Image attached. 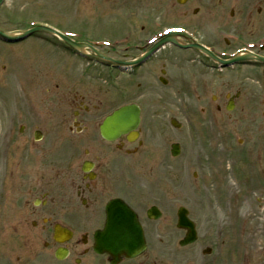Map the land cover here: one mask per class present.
Masks as SVG:
<instances>
[{
  "label": "flooded vegetation",
  "instance_id": "flooded-vegetation-1",
  "mask_svg": "<svg viewBox=\"0 0 264 264\" xmlns=\"http://www.w3.org/2000/svg\"><path fill=\"white\" fill-rule=\"evenodd\" d=\"M69 1L71 8L77 10L92 9L96 5H102L104 11L129 9L134 18L123 36L131 38L132 43L142 42L136 39L139 33H154V22L181 26L193 36L174 38L188 49L175 47L177 52H160L139 66L122 68L123 96H127L132 85L137 88L136 101L123 104L133 103L139 108V141L135 144L127 142V135H121L115 142L100 137L99 109L103 106L95 105L89 91L76 90L74 99L64 100L63 67L57 68L56 82L46 89L45 116L41 119L32 121L27 115L32 109L31 99L25 95L23 99H12L21 104L22 110L18 109L17 115L10 118V131L0 132V136L8 139L5 177L12 194L13 212L10 220L0 221V233L11 235L16 243L0 244V264H113L108 255L95 253L92 243L94 233L103 228L106 205L118 199L138 214V211L143 213V199L158 201L161 192L168 194L172 204L175 201L172 182L167 188L153 179L128 178L141 177L128 159L136 161L143 150H147V157H141L139 171L151 176V171L143 167L155 163L154 154L141 137L163 138L165 145L170 141L166 131V121L171 117L170 99L165 104L163 98L161 105L155 90L161 87L168 92L177 89L195 92L204 102L207 93L213 91L210 101L216 105L215 111L222 112L221 106L227 97L232 99L235 108V92L231 93L232 86L223 85V69L207 53L192 46L211 48L213 56L215 51L233 54L240 50V43L256 42L264 36V0ZM225 35L235 39L227 40ZM103 52L124 64L132 63L143 53ZM252 53L261 56L259 52ZM236 68L252 70L259 66L250 63ZM3 119L0 117V124ZM36 134L39 140H35ZM83 166L89 170L83 172ZM56 226L71 234L66 242L54 241ZM174 233L168 229L165 240H173L169 236ZM149 241L147 238L142 255L121 258L116 264H159L157 254L153 250L148 253L152 245Z\"/></svg>",
  "mask_w": 264,
  "mask_h": 264
},
{
  "label": "rangeland",
  "instance_id": "rangeland-1",
  "mask_svg": "<svg viewBox=\"0 0 264 264\" xmlns=\"http://www.w3.org/2000/svg\"><path fill=\"white\" fill-rule=\"evenodd\" d=\"M22 1V0H7L6 5L0 9V24L5 21H17L18 24L24 18L33 19L31 21V27L35 25H40L42 23H49L52 27L60 28L62 30L70 29L69 32L72 30L77 31L79 34V38L81 40H88L91 38H114L116 35H120L126 32L128 28L129 19H132L128 12H119V11H104L102 7H94L93 9H70L62 4L68 2V0H25L26 6L23 12L14 11V7H11L12 3ZM24 3L19 4L18 6H22ZM19 8V7H17ZM23 13V14H22ZM28 15L29 17H24ZM24 15V16H23ZM145 30V29H144ZM145 37L148 35H144ZM37 37V35H36ZM34 42L35 45H26L25 53H24V61L19 67L22 66L23 69L31 70L34 73H40L43 70V52H47L44 62L46 63V70L47 69H57L60 67L64 68V81L66 85L72 84L69 88H81L79 87L80 84L76 83V74L82 67H88L87 62L78 60L73 56H70L66 52L62 55L61 50L58 48H54L52 46L44 45L37 46L39 41L40 43L49 44V40H43L42 38H36ZM20 46H17L18 48ZM23 50V49H22ZM46 50V51H45ZM19 49H9L0 45V57L2 58L1 65L8 67V57L11 54L15 55L16 59L19 62H22V54ZM63 53V52H62ZM4 59V60H3ZM81 62V63H80ZM86 64H85V63ZM92 73H96L92 71ZM178 73V72H176ZM33 74V73H32ZM34 75V74H33ZM39 75V74H38ZM100 75V77H97ZM8 77V72H7ZM35 78V77H34ZM50 81L54 80V75L49 77ZM95 78V79H94ZM9 79V77H8ZM36 81V80H34ZM89 81V84H88ZM40 83V81L38 80ZM87 84L89 85L87 88L93 90L94 95L96 96V100L101 101L103 106H109L112 102L119 103L121 98L119 96V92H115L112 95H108V88L105 82V77L102 74H96L95 77H90L87 80ZM229 85L232 87L237 88L240 90L244 96L240 99L235 108L234 115H231L230 118L232 119L226 124V136L228 143L231 147L236 145V139H243L240 147L241 150H245L247 148H255L259 143L264 142V123H255L256 119L260 116H264V81L260 74H256L253 72H249L248 70H241L240 72L232 71L227 72V74L223 77V85ZM32 87L34 88L33 82L31 83ZM78 85V87H77ZM100 85L104 86L102 88ZM100 86L101 88H98ZM228 86V87H229ZM85 90V89H82ZM156 94L158 99H165L167 104V100L169 99L170 95L168 91H163L162 88H157ZM181 96L177 97L176 100L173 101V106L175 108V116L179 122H181V131L184 133V129L192 125V123H185V127L183 124V120L185 118V99L188 101L190 105H194L195 103L191 104V97L186 96L185 92H181ZM248 94H254L256 97L252 100L249 98ZM2 97H9V93L3 96V93H0ZM135 93H131L128 95V98L134 97ZM6 99V98H5ZM103 99V100H102ZM249 99V100H248ZM1 100V99H0ZM112 100V101H111ZM171 102V99H170ZM115 103V104H116ZM251 103L256 104V106H251ZM42 102L37 103V108H40ZM196 105V104H195ZM194 105V106H195ZM261 105V106H260ZM173 106H170L173 109ZM195 107L193 108V113L195 112ZM8 116L9 113H4V104L0 103V117ZM197 117V121H200L201 118L205 117V115L200 116V114H195ZM235 117V119H233ZM196 120V119H195ZM224 121V120H223ZM223 123V122H222ZM220 123V124H222ZM218 124V125H220ZM229 126V127H228ZM167 127V126H166ZM168 128V127H167ZM168 130V129H167ZM214 134H211V137H214ZM177 140H181L180 137H176ZM235 141V145H234ZM236 147V146H235ZM253 151V149H252ZM237 154V153H235ZM245 158L248 161L255 160L256 162H252L254 165L252 167L253 173L252 175H256L257 177L264 176V151L263 156L260 158L250 157L249 153L245 154ZM221 160V159H220ZM8 164V163H7ZM176 166V164H175ZM5 175L4 165L0 163V174ZM183 175V174H181ZM190 175V170L185 171V176ZM180 177V176H179ZM179 177H176L178 180ZM192 178V177H191ZM190 178V179H191ZM209 177H207L208 179ZM242 189L240 190L243 194L245 193V186L244 180H239ZM239 192V194H241ZM263 196L256 195L253 198L246 202H239L238 205V217L245 218L244 219V226L241 230L242 235L237 236L239 239L243 240L242 242L235 241L231 243L229 241L230 233L235 232L236 238V228L238 227L234 221L233 225L229 224V220H227L226 214L222 213L221 209L219 208V204L213 203L210 204L209 202L201 203V200H198V207L194 208L193 214L196 220L197 228L200 233V237L204 240L207 237L209 230L216 228H223L229 229V231L224 232L223 239L227 240V251L224 257H220L219 261L216 262L217 264H241L238 263V259L243 261L242 264H264V199ZM259 199V200H257ZM189 201L186 197L178 199L176 204L182 203L186 205H191L192 202ZM219 215V216H218ZM167 224L166 219H161L156 223H148L144 221V227L150 229V235L155 240L154 242L157 246V251L159 254L160 263L163 264V260L167 259L170 254L168 249H163L162 244H160L154 236L156 231H152L155 227H164ZM233 228V231H231ZM235 228V229H234ZM177 234V232H176ZM180 234L178 233V236ZM1 238V237H0ZM1 242V241H0ZM199 241L195 244L192 250H198L202 244ZM225 241H223V247L225 246ZM214 247V246H213ZM169 248V247H168ZM217 247L216 249H218ZM185 251V250H182ZM232 251V252H231ZM189 252V251H188ZM231 252L230 256L229 253ZM237 254L235 255V253ZM187 253V252H185ZM198 253V252H197ZM238 255V256H237ZM211 257H203L198 254L196 263L192 261L186 262L185 259L178 258L176 261L177 264H205V259ZM238 258V259H237ZM205 259V260H204ZM204 262V263H203ZM209 264V263H207Z\"/></svg>",
  "mask_w": 264,
  "mask_h": 264
},
{
  "label": "water",
  "instance_id": "water-1",
  "mask_svg": "<svg viewBox=\"0 0 264 264\" xmlns=\"http://www.w3.org/2000/svg\"><path fill=\"white\" fill-rule=\"evenodd\" d=\"M117 119V121H113V124L115 126H120V113H116L114 115ZM131 123L129 121V123H127V125L129 126ZM123 212H125L123 210ZM181 221H185L184 219H182ZM121 223V225L123 226H126L128 228H130L131 231H128V235H126L124 238H121V244H120V247H121V252L123 251L124 253L126 254H133V253H137L139 252V250L142 248V236H141V233L139 232V228L138 227H135L134 224H133V218H130V215L127 214V217L125 216V220L124 222L123 221H119ZM119 225V226H121ZM112 228L114 229V233L111 234L112 237L114 238L112 243H113V246L116 245V240L119 238L118 236L122 235L125 231H122L121 229V232L120 233H117L115 232V230L117 228H119L118 226H112ZM193 235V233H192ZM105 239V238H104ZM102 242V241H100ZM116 253H120L119 251V248L115 251Z\"/></svg>",
  "mask_w": 264,
  "mask_h": 264
}]
</instances>
